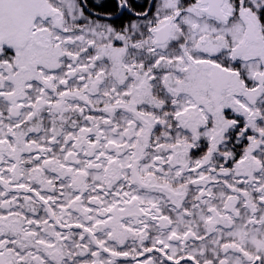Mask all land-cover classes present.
Here are the masks:
<instances>
[{"label":"snow or ice","instance_id":"snow-or-ice-1","mask_svg":"<svg viewBox=\"0 0 264 264\" xmlns=\"http://www.w3.org/2000/svg\"><path fill=\"white\" fill-rule=\"evenodd\" d=\"M0 264H264V0H0Z\"/></svg>","mask_w":264,"mask_h":264}]
</instances>
